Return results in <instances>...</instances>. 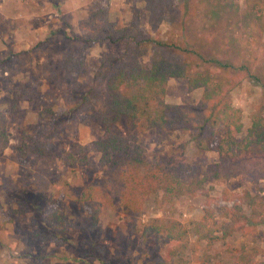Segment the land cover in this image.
<instances>
[{
  "label": "rangeland",
  "instance_id": "374dc122",
  "mask_svg": "<svg viewBox=\"0 0 264 264\" xmlns=\"http://www.w3.org/2000/svg\"><path fill=\"white\" fill-rule=\"evenodd\" d=\"M239 6L243 9L245 0H239ZM98 7L107 9L110 21L120 20L124 24L131 21L136 10L146 34L167 39L170 31L167 24L161 22L159 33H155L142 2L0 0V116L5 118L8 139L7 148L0 153V264H99L91 256L95 251L93 245L99 244L104 247L103 260L107 264H158L165 245L153 238L142 244L139 239V229L152 219H161L164 224L178 221L191 227L210 210L214 221L222 225L228 221L220 210H230L244 192L260 197L264 216V161L254 167L253 161L244 158L236 162L239 169L234 178L207 182L208 196H178L172 204L161 207L154 204V195L146 183H140L141 192L137 196L124 177L108 174L100 166V156L92 143L104 137L105 127L91 118L77 96H89L101 55L115 51L118 46L107 42L86 48L79 45L83 72L75 83L61 69L64 52L71 43L79 44L80 23ZM253 29L251 39L242 34L230 55L220 58L235 67L245 63L252 72L264 75V31L256 26ZM217 40L219 35L209 32L193 38V42L205 46L207 54ZM149 57L150 54L144 57L142 63H148ZM229 74H236L238 80L231 95L234 107L242 110L244 128L236 135L241 140L250 126V116H264V97L257 83L236 72ZM200 96L201 90L188 93L184 80L168 82V104L190 107L197 104ZM94 103L95 100H90L95 109L103 110L101 100ZM46 108H51L53 115L41 119L38 114ZM110 131L123 138L134 135L144 160L154 165V171L165 166L186 167L183 179L187 183L202 177L207 166L217 162V142L224 133L223 129L217 132L209 151H200L186 133L162 134L154 130L136 133L124 118L111 125ZM24 132L29 136L39 133L47 147L43 159H17L16 147ZM76 149L80 152L76 153ZM69 154L75 160L85 154L89 165H66ZM95 185L100 188L97 194L101 215L99 230L90 232L87 208L79 199L89 186ZM131 198L137 203V212L123 205L124 199ZM47 202L59 207L74 225L67 246H57L36 236L42 228V211ZM243 214L248 219L250 209L244 207ZM205 251L206 243L190 236L183 258L190 264H264V226L245 220L225 243L222 240L214 243L209 258Z\"/></svg>",
  "mask_w": 264,
  "mask_h": 264
},
{
  "label": "trees",
  "instance_id": "16d2710c",
  "mask_svg": "<svg viewBox=\"0 0 264 264\" xmlns=\"http://www.w3.org/2000/svg\"><path fill=\"white\" fill-rule=\"evenodd\" d=\"M142 2L149 14V22L155 33L164 22L170 31L166 40L151 38L141 27L139 13L134 10L128 24L120 20L110 21L105 7L91 10L86 20L80 23L81 38L78 45L71 43L61 57V69L65 76L75 83L83 72V61L78 57L79 45L86 48L99 42L117 45L113 52L103 53L94 73V87L89 96L81 98L82 104L90 112L91 118L104 127V137L92 143L99 154L100 166L108 173L124 177L129 189L140 194V183H146L153 193L154 204L159 207L170 205L178 196H208L206 184L228 181L236 176L239 166L236 162L246 158L253 166L264 161V116L252 114L250 126L245 136L238 140L236 135L243 132L242 110L232 101V89L237 85L236 74L244 75L257 83L264 97V75L252 72L244 63L235 67L221 61L229 56L240 36L251 39L254 26L264 31V0H245L243 9L239 0H133ZM217 33L219 40L207 54L205 46L193 42L196 36L204 33ZM158 36V35H157ZM150 54L149 61L142 59ZM240 59V55L238 57ZM57 73L54 75L56 79ZM170 79L184 80L188 93L201 90V96L194 106L172 105L166 102V91ZM90 100L102 101L103 110H97ZM79 103V101H78ZM53 115L51 108L44 109L38 116L41 119ZM122 118L136 133L156 131L168 134L173 131L186 133L200 151H209L216 141L217 132L223 129V136L217 142V162L207 166L202 177L187 183L183 179L188 169L182 165L158 167L143 158L141 147L136 144L134 135L127 138L112 133L110 127ZM39 133L29 136L23 133L22 141L16 147L17 159H43L47 153L46 144ZM8 146L5 118L0 116V153ZM83 152L84 149L80 148ZM76 149V153L80 152ZM66 165H89L85 154L75 160L73 154L66 157ZM99 186H89L80 196L89 218V231L99 230L101 200ZM262 190V189H260ZM136 201L131 198L123 205L136 211ZM244 207L250 209L248 219L243 214ZM262 203L257 195L244 192L239 203H234L220 214L228 221L219 225L214 221L213 211L206 210L200 221L186 227L178 221L164 224L161 219H152L139 229L140 242L155 239L165 245L163 257L158 264H190L183 258L190 236L206 243L205 256L214 243L232 236L235 228L245 220L264 226L261 213ZM41 231L36 235L57 246H67L71 242L73 223L55 204L46 203L42 211ZM221 232V236L216 233ZM245 232H243L244 234ZM92 257L99 264L103 260L104 247L93 245ZM243 261L244 258L241 257Z\"/></svg>",
  "mask_w": 264,
  "mask_h": 264
}]
</instances>
